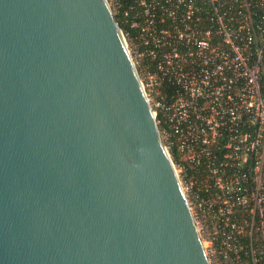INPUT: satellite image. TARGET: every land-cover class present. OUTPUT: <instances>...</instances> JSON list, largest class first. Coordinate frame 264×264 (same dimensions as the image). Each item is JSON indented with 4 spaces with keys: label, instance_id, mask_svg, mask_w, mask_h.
I'll return each instance as SVG.
<instances>
[{
    "label": "water",
    "instance_id": "water-1",
    "mask_svg": "<svg viewBox=\"0 0 264 264\" xmlns=\"http://www.w3.org/2000/svg\"><path fill=\"white\" fill-rule=\"evenodd\" d=\"M0 264H211L109 0H0Z\"/></svg>",
    "mask_w": 264,
    "mask_h": 264
},
{
    "label": "built area",
    "instance_id": "built-area-1",
    "mask_svg": "<svg viewBox=\"0 0 264 264\" xmlns=\"http://www.w3.org/2000/svg\"><path fill=\"white\" fill-rule=\"evenodd\" d=\"M211 264H264V0H109Z\"/></svg>",
    "mask_w": 264,
    "mask_h": 264
},
{
    "label": "trees",
    "instance_id": "trees-1",
    "mask_svg": "<svg viewBox=\"0 0 264 264\" xmlns=\"http://www.w3.org/2000/svg\"><path fill=\"white\" fill-rule=\"evenodd\" d=\"M121 1H123V2L127 1L128 2L130 0H121ZM116 18H117L118 22L120 23V25H121L122 29L124 30V32L125 33L128 32L129 31L128 24L121 18L120 15L116 14Z\"/></svg>",
    "mask_w": 264,
    "mask_h": 264
},
{
    "label": "rangeland",
    "instance_id": "rangeland-1",
    "mask_svg": "<svg viewBox=\"0 0 264 264\" xmlns=\"http://www.w3.org/2000/svg\"><path fill=\"white\" fill-rule=\"evenodd\" d=\"M124 31V30H123ZM124 34H125V32H124ZM126 37V36H125ZM126 40L128 41V39L126 38Z\"/></svg>",
    "mask_w": 264,
    "mask_h": 264
}]
</instances>
